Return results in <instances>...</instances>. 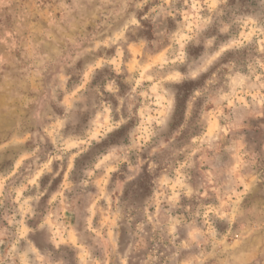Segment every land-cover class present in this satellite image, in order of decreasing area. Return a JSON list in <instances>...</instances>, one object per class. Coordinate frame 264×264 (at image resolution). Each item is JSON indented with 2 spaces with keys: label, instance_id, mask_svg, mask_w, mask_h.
Instances as JSON below:
<instances>
[{
  "label": "rangeland",
  "instance_id": "rangeland-1",
  "mask_svg": "<svg viewBox=\"0 0 264 264\" xmlns=\"http://www.w3.org/2000/svg\"><path fill=\"white\" fill-rule=\"evenodd\" d=\"M26 3L0 0V58L22 61L0 91V264H199L208 225L223 229L237 203L264 206V0H147L139 15L159 9L163 25L154 37L144 21L147 45L112 31L98 67L58 80L24 71L33 50L12 35L21 13L44 28L60 17H33ZM110 79L133 101L116 114L103 103L115 106ZM114 120L125 122L109 131ZM159 121L168 149L125 183L131 161L117 157L154 145ZM184 185L204 187L178 195Z\"/></svg>",
  "mask_w": 264,
  "mask_h": 264
},
{
  "label": "clouds",
  "instance_id": "clouds-1",
  "mask_svg": "<svg viewBox=\"0 0 264 264\" xmlns=\"http://www.w3.org/2000/svg\"><path fill=\"white\" fill-rule=\"evenodd\" d=\"M147 0H28L23 7L26 12L33 16H39L41 20L48 19L49 9L53 13H60L59 19L54 25L47 28L24 23L25 14L21 13L20 23L12 31V35L17 37L18 46L23 48L25 45L32 47V55L25 53V58H31L32 64L29 71L39 69L41 72H52L58 80L60 75L66 74L74 67L83 72L91 67H98L95 58L98 51V40L110 35L112 31H119L121 36L130 33L136 37L137 41L148 43V37L142 33L146 31L144 21L152 26V35L155 37L163 26L161 21L154 20V15L159 14V9H152L146 15H139V11ZM41 8L43 10L41 11ZM40 21L37 22L39 24ZM64 25V27H61ZM160 25V27H158ZM53 30L57 37L52 36ZM24 32L28 35L25 37ZM40 37L39 42L32 44V41ZM55 45L53 48L50 42ZM127 39H122L119 46H126ZM139 46V45H138ZM41 49L46 53L40 56ZM56 49H59L57 52ZM22 61H13L10 57L0 58V77L3 78V85L0 91L15 84L13 77L16 75L17 65ZM105 64L110 61L105 60ZM11 64L9 68L7 65ZM184 77H176L179 81ZM100 95L103 93L96 89ZM103 92L110 93L115 101L103 100L108 109L113 114L119 113L125 105H131L132 99L128 94L121 93L120 86L114 79H110L103 85ZM172 98H169L171 104ZM123 120H114L109 131L120 127ZM167 126L163 121L157 124V131L153 132L154 137L159 139L145 150V145H137L135 142L117 157V163H129L128 174L124 178L125 183L135 181L141 174L143 166L148 165L149 170H154L156 161L152 159L157 153L168 149L171 140L166 135ZM123 142V141H121ZM146 153L147 159L141 157V152ZM131 154V155H130ZM200 185L198 188L183 186V192L177 190V194L189 197L200 196ZM134 206V202L129 201ZM172 209L179 207L178 201L173 200ZM237 209L235 219L232 221L221 218L220 223L223 229L208 225L211 231H202L197 243L199 248V264H264V206L259 208L241 206L235 204ZM182 219V218H180ZM233 224H239V228L233 232Z\"/></svg>",
  "mask_w": 264,
  "mask_h": 264
}]
</instances>
